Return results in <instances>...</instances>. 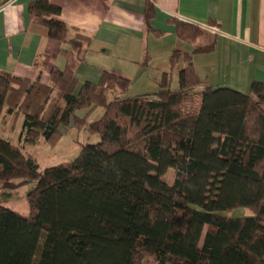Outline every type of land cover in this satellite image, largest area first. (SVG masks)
I'll list each match as a JSON object with an SVG mask.
<instances>
[{"label": "trees", "instance_id": "obj_1", "mask_svg": "<svg viewBox=\"0 0 264 264\" xmlns=\"http://www.w3.org/2000/svg\"><path fill=\"white\" fill-rule=\"evenodd\" d=\"M59 14L50 0L29 5L32 21L69 45L66 66L54 67L48 84L0 70V121L13 115L14 128L23 116L25 144L55 145L71 124L100 141L40 172L0 138V189L36 182L28 215L0 206V264H150L146 256L153 264H264V81L247 92L203 85L193 56L215 44L198 45L204 29L174 19L178 38L193 46L170 55L177 90L165 72L152 95L129 96L128 78L103 71L76 93L90 37L70 38ZM154 15L148 1V26ZM97 107L102 116L88 122ZM239 207L252 215L223 214Z\"/></svg>", "mask_w": 264, "mask_h": 264}, {"label": "crops", "instance_id": "obj_2", "mask_svg": "<svg viewBox=\"0 0 264 264\" xmlns=\"http://www.w3.org/2000/svg\"><path fill=\"white\" fill-rule=\"evenodd\" d=\"M33 1L0 0V70L48 84L51 70L66 66L63 49L70 47L50 38L43 25L32 21L29 5ZM148 1L153 3L155 14L150 26L145 17ZM50 2L60 7V14L54 18L69 28L70 38L77 32L90 37L83 59L76 63V93L85 82L98 83L103 71L124 76L131 84L133 81L130 90L139 84L141 89L129 96L156 92L165 72L178 75L176 69L171 70L172 52L193 49L178 38L174 19L203 28L204 34L198 39L201 46L215 44L213 51L193 56L203 85L246 91L252 80L264 81V0ZM200 67L207 72L203 76ZM151 76L152 86L136 81ZM8 116L12 124L13 115L4 114L2 120Z\"/></svg>", "mask_w": 264, "mask_h": 264}, {"label": "rangeland", "instance_id": "obj_3", "mask_svg": "<svg viewBox=\"0 0 264 264\" xmlns=\"http://www.w3.org/2000/svg\"><path fill=\"white\" fill-rule=\"evenodd\" d=\"M201 40H198V45H201ZM192 48L191 46H189ZM170 62V61H169ZM202 76L207 72L200 67ZM170 76V86L172 90H177L178 85V75L177 73ZM162 75H160L161 77ZM150 78V79H149ZM153 76L147 79L136 80L137 83L145 82L146 85H153ZM162 78V77H161ZM160 78V79H161ZM133 85V81L131 86ZM141 89L139 84L136 88L129 89L127 95L134 94V90ZM244 90V89H243ZM248 90L244 91L247 92ZM76 92V89H75ZM152 95V94H151ZM85 113L84 109L77 111L78 116H83ZM103 114V108L97 107L92 110L87 117L88 122L98 120ZM9 117V116H8ZM12 117L8 120L0 122V138H3L14 145L20 146L25 155L35 158L39 165V171L43 172L46 168L65 164L71 162L77 158L81 151L83 144H95L100 141L99 134H92L86 131L85 128L78 129L73 124L68 127H61L62 135L59 141L52 145L46 142L44 139H40L36 144H25L22 138V128H23V116H19L15 122V126L11 129ZM175 172L171 169L166 174L164 180L168 183H172L174 180ZM20 179H16L19 182ZM36 186V182L24 183L19 187L15 188H1L0 189V206L7 207L20 212L21 214H29V205L27 200V194L33 190ZM224 215L230 217H245L252 215V212L248 208L239 207L231 210L230 212H223ZM143 262L153 264V258L146 256L143 258Z\"/></svg>", "mask_w": 264, "mask_h": 264}]
</instances>
